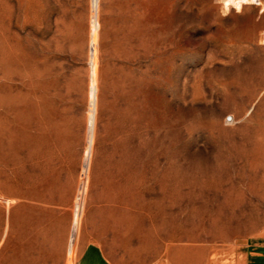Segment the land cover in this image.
<instances>
[{
	"label": "rangeland",
	"instance_id": "rangeland-1",
	"mask_svg": "<svg viewBox=\"0 0 264 264\" xmlns=\"http://www.w3.org/2000/svg\"><path fill=\"white\" fill-rule=\"evenodd\" d=\"M261 235L264 0H0V264H239Z\"/></svg>",
	"mask_w": 264,
	"mask_h": 264
},
{
	"label": "crops",
	"instance_id": "crops-1",
	"mask_svg": "<svg viewBox=\"0 0 264 264\" xmlns=\"http://www.w3.org/2000/svg\"><path fill=\"white\" fill-rule=\"evenodd\" d=\"M239 264H264V235L242 245ZM85 264H106L99 255L93 254L85 259Z\"/></svg>",
	"mask_w": 264,
	"mask_h": 264
},
{
	"label": "bare ground",
	"instance_id": "bare-ground-1",
	"mask_svg": "<svg viewBox=\"0 0 264 264\" xmlns=\"http://www.w3.org/2000/svg\"><path fill=\"white\" fill-rule=\"evenodd\" d=\"M225 1L228 7L231 5H236L238 7H241L243 4H251L258 0H225Z\"/></svg>",
	"mask_w": 264,
	"mask_h": 264
},
{
	"label": "built area",
	"instance_id": "built-area-1",
	"mask_svg": "<svg viewBox=\"0 0 264 264\" xmlns=\"http://www.w3.org/2000/svg\"><path fill=\"white\" fill-rule=\"evenodd\" d=\"M228 120L231 122V121H233V118H232V117H229V119H228Z\"/></svg>",
	"mask_w": 264,
	"mask_h": 264
}]
</instances>
